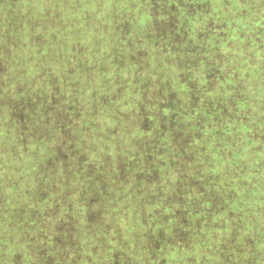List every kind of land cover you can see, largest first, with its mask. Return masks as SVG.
I'll list each match as a JSON object with an SVG mask.
<instances>
[{"label":"trees","instance_id":"16d2710c","mask_svg":"<svg viewBox=\"0 0 264 264\" xmlns=\"http://www.w3.org/2000/svg\"><path fill=\"white\" fill-rule=\"evenodd\" d=\"M0 264H264V0H0Z\"/></svg>","mask_w":264,"mask_h":264}]
</instances>
